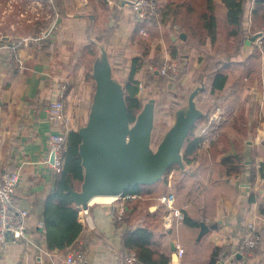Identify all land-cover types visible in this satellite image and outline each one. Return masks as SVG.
Wrapping results in <instances>:
<instances>
[{"label":"crops","instance_id":"1","mask_svg":"<svg viewBox=\"0 0 264 264\" xmlns=\"http://www.w3.org/2000/svg\"><path fill=\"white\" fill-rule=\"evenodd\" d=\"M32 1L47 3L51 23L55 15L60 16L58 11L55 13L53 0ZM127 1L131 0H66L65 3L61 0L65 15L60 16L53 33L41 44L29 41L28 34L0 36V172H18L15 202L29 211L25 221L29 243L6 244L0 249V264H66L67 249L49 250L44 228L40 226L44 203L59 175L50 165L48 139L51 133H61L67 145L69 132L77 129L78 120L86 113L94 85L87 74L83 50L92 40V28L99 24L102 28L95 31L96 40L104 29L113 27L103 41L114 71L127 77L132 61L138 58L142 64L133 79L140 82L148 75L150 82L145 88L150 91L159 85L162 76L147 70V63L155 62L158 66L166 59H177L185 66L180 83H199L205 75L206 56H216L221 61L219 71L226 75L225 87L218 93L220 102L216 103L209 91L203 94L207 107L213 108L210 115L215 119L211 125L210 121L203 122L194 130L195 135L203 137L200 150L204 158L192 165L203 163L199 180L189 178L177 184L169 177L150 188H141L147 196L139 201H124L127 210L122 219L127 217V223L134 228L148 226L153 231V244L170 257L174 244L176 260L171 264H209L215 248H223L216 264H264V50L254 44L261 27L259 15L264 10V1L247 0L244 42L235 54L230 47L227 12L222 0H213L216 37L212 40L207 36L202 45L183 30L176 33L169 13L178 6L200 9L202 0H157L168 13L160 24L136 22ZM26 20L31 25L44 22L29 17ZM141 28L147 34H142ZM181 32L186 34L184 39L179 37ZM172 47L177 50L176 57H171ZM256 48L259 56L250 59ZM61 85L66 86L63 101L64 112L69 116L67 123L51 120L46 110L51 101L60 97ZM145 95L144 92L139 96ZM238 151L243 157V172L226 177L220 160ZM163 193L175 195L174 206L182 212V217L173 218L171 227L163 225L165 208L156 200ZM121 202H109L110 213L101 209L102 204L90 203L86 212L76 206L83 229L73 244H81L85 264H122L124 226L122 219H116V206ZM185 214L196 220L197 226L186 225ZM200 221L217 227L197 239ZM250 221L257 225L261 242L245 259L236 255L246 222Z\"/></svg>","mask_w":264,"mask_h":264},{"label":"water","instance_id":"2","mask_svg":"<svg viewBox=\"0 0 264 264\" xmlns=\"http://www.w3.org/2000/svg\"><path fill=\"white\" fill-rule=\"evenodd\" d=\"M179 37L184 39L185 32ZM96 43L97 53L91 66L94 91L86 119L81 122L80 118L76 129L83 180L79 189L72 186L68 189L72 201L81 210H86L95 196L120 198L129 187L155 184L173 163L184 171L183 146L191 128L207 113L197 101L198 93L206 89L208 74H205L199 84L190 89L184 102L175 108L172 123L153 145L155 94L142 101L131 122L123 78L112 68L105 42ZM101 209L110 213L112 205L103 203ZM198 224L197 239L217 227L203 221ZM171 249L170 261L173 263L176 246L171 244Z\"/></svg>","mask_w":264,"mask_h":264},{"label":"trees","instance_id":"3","mask_svg":"<svg viewBox=\"0 0 264 264\" xmlns=\"http://www.w3.org/2000/svg\"><path fill=\"white\" fill-rule=\"evenodd\" d=\"M63 1L65 3L66 0ZM261 1L263 2L264 0ZM222 2L226 7L227 12L226 24L230 47L233 48V53L235 54L241 48V45L244 42L245 31L243 29V16L247 0H222ZM53 4L59 12V15L63 17L65 15V13L62 11L63 2H61V0H53ZM161 10L164 18V16L168 13L166 9L162 8ZM169 13H172L173 24H176L178 28L185 31L186 34L196 37L199 45L204 44L207 36L211 37L212 40L215 39L217 33V22L213 12V0H202L200 9H193L190 6H178L174 7ZM259 18V26H261L264 24V10L259 15ZM90 31L91 29H89L88 34L91 38ZM112 31L113 27L104 29V33L99 37L98 40L101 41L105 39V37L109 36ZM83 51V54L86 58V67L88 68L87 74L91 75L92 62L97 53V43L94 40H90ZM170 52L171 57L177 56L176 48L172 47ZM257 56H259V50L256 48L255 53L250 57V59H253ZM204 63L206 65L204 74L208 75L206 78V89L201 93L207 94L209 91L212 94V99L216 103L220 102L221 97H218V93L223 90L226 84V75L219 71L221 67V61L216 56H206ZM141 64L142 62H139L138 58H135L132 61V68L129 75L124 78L125 100L128 105L129 119L131 122L134 121L135 115L141 108L143 103L142 101L146 99V97L141 98L138 95V81L133 79L136 70ZM212 110V107L207 108L206 115L200 117L199 120H197L187 136L188 138L186 139L182 149L183 160L185 163L184 171H181L178 165L173 163V165L166 170L164 177L155 184L129 187L125 191L127 193H140L142 196L146 197L147 194L141 191V188H150L159 182H163L166 180L165 177L167 176L168 172L172 171L174 168L178 172V181L181 180L185 183L191 178L194 180H199L203 171V163H200V165L195 167H192V165L199 158H204V153L202 154V150H200V144L203 137L195 135L194 130L199 124L209 121V116ZM213 122H211L210 125ZM79 143L80 139L77 131L71 130L67 136V145L63 154L64 162L62 169L56 179L53 192L44 203L42 214L43 228L45 231L44 235L46 239V245L49 250H66L69 245L77 239L83 229L81 223L78 220L79 210L72 201L70 193H68L70 186H72L74 189H79L83 180L81 157H79L78 154ZM242 161L243 157L239 151L236 155L224 156L220 160V166L225 176H234L242 173ZM175 185V187H177V184ZM127 221L128 218L124 216L122 219L124 229L121 233L122 253L125 251H133L137 255L138 261L141 264H171L170 256L157 249L156 245L153 244V231L148 226H139L134 228L132 225H129ZM183 221L186 225L192 227L197 226V221L193 218L191 219L189 216H187V214L184 215ZM122 224L116 227H120ZM222 252L223 248H215L211 253L209 264H216L217 259L221 257ZM122 259L123 254L121 263Z\"/></svg>","mask_w":264,"mask_h":264},{"label":"built area","instance_id":"4","mask_svg":"<svg viewBox=\"0 0 264 264\" xmlns=\"http://www.w3.org/2000/svg\"><path fill=\"white\" fill-rule=\"evenodd\" d=\"M127 6L132 14L133 19L136 22H145L147 24L157 23L160 24L163 18L161 5L157 0H131L127 1ZM56 16V15H55ZM59 16L53 20V22L47 27H43L39 30L38 34L34 38H27L29 41L41 44L42 40L50 35V31L55 28ZM172 28L176 33H179V28L176 24H172ZM142 34H147L143 28H141ZM264 24L259 28L255 38L254 44L262 51L264 50ZM147 70L151 73L157 72L161 76H174L178 70V63L176 59H166L160 65H154L147 63L145 65ZM139 87L138 94H143L145 89L141 82H137ZM60 97L54 101H51L46 110L51 120L67 123L69 122V116L64 112L65 104L63 101V95L66 86L61 85ZM209 121H213L214 115H210ZM205 126L202 130H205ZM48 148L52 154L51 167L55 173H59L62 169L64 162V151L66 149V140L61 133H51L48 139ZM19 174L16 170H5L0 172V249H3L6 244L11 241H20L29 243L27 238V229L25 225L26 218L29 214L28 209L20 207L15 202L16 188L19 184ZM144 198L140 193H123L120 198H115L112 202L120 200L121 204L116 206V219L121 221L123 214L126 212L124 201H137ZM156 200L163 208L165 213L163 215L162 223L164 226L171 227L173 218L178 216L182 217L180 209L175 208L174 200L175 195L172 193H163L156 196ZM86 212L87 210H82ZM43 227V222L40 224ZM261 236L256 224L252 221L246 222V228L241 244L238 248V254L247 259L251 256L258 246ZM86 259L83 248L80 243H71L65 252L66 264H85ZM123 264H141L138 261L137 255L133 251H125L123 253Z\"/></svg>","mask_w":264,"mask_h":264},{"label":"rangeland","instance_id":"5","mask_svg":"<svg viewBox=\"0 0 264 264\" xmlns=\"http://www.w3.org/2000/svg\"><path fill=\"white\" fill-rule=\"evenodd\" d=\"M32 0H0V36L1 35H15V34H28L30 36L29 38H34L36 34H38L39 30L43 27H47L51 24V16L50 14V8L48 7L46 2L39 1V5L35 2L33 4L31 2ZM29 2V4H28ZM55 13H58L57 10ZM49 15V16H47ZM42 16L45 18L43 19ZM24 17L25 19H22ZM29 18H37L42 19L44 22L39 23L37 25H31L27 24ZM56 18V16L54 17ZM60 19V16L59 18ZM40 20L39 22H41ZM34 22V20H32ZM35 23V22H34ZM103 25V23H101ZM115 24V22H114ZM97 26L96 28L93 27L92 30L98 31V29H101ZM52 29L50 31V35L53 33ZM92 35V40L97 42L98 40L96 35ZM95 38V39H94ZM35 43V42H33ZM38 44V43H36ZM176 62L178 63V70L174 74V76H162L160 78L158 84L154 88V90L150 91L148 88L144 89L143 94L145 92V96L143 98H148L151 95L155 94V102H156V110L154 115V129L152 132V138H153V145L157 143L159 140L161 134L163 131L170 126L172 123V115L176 107H178L180 104H182L186 98V95L189 93L190 89L198 85L199 83H196L195 81H189L184 84L180 83V78L183 76L184 69V63L182 61H179L176 59ZM152 64L157 65L158 63L153 62ZM160 64V63H159ZM117 73H120L119 71ZM124 81V75L120 73ZM192 79V78H191ZM144 87H147V83H149V76L147 75L146 79L140 81ZM159 86V87H158ZM94 91V90H93ZM205 99V100H204ZM207 98H204L203 94L200 92L197 95V101H199V104L201 108L204 110H207V104L208 101ZM90 103V102H89ZM90 106V104H89ZM89 106L86 109V113L81 116V122H84L86 119L87 112L89 110ZM79 121V120H78ZM79 125V124H78ZM77 125V126H78ZM198 128V127H197ZM196 128V130H197ZM195 130V132H196ZM169 177H173V180H176L179 184L180 181H178V172L174 168L172 171L168 172L165 179H169ZM172 180V181H173ZM117 202V201H116ZM109 203V202H106ZM93 204H103L98 202H93Z\"/></svg>","mask_w":264,"mask_h":264},{"label":"bare ground","instance_id":"6","mask_svg":"<svg viewBox=\"0 0 264 264\" xmlns=\"http://www.w3.org/2000/svg\"><path fill=\"white\" fill-rule=\"evenodd\" d=\"M116 197L112 195H103V196H95L90 200V203L93 202H98V203H103V202H112Z\"/></svg>","mask_w":264,"mask_h":264}]
</instances>
